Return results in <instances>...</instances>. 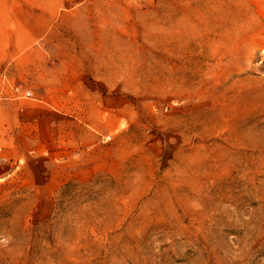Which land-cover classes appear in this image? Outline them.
Instances as JSON below:
<instances>
[{"label":"rangeland","instance_id":"1","mask_svg":"<svg viewBox=\"0 0 264 264\" xmlns=\"http://www.w3.org/2000/svg\"><path fill=\"white\" fill-rule=\"evenodd\" d=\"M254 1L91 7L109 15L94 26L119 66L98 134L107 157L93 177H57L46 152L38 164L3 144L0 264H264V4Z\"/></svg>","mask_w":264,"mask_h":264},{"label":"crops","instance_id":"2","mask_svg":"<svg viewBox=\"0 0 264 264\" xmlns=\"http://www.w3.org/2000/svg\"><path fill=\"white\" fill-rule=\"evenodd\" d=\"M110 4L0 0V148L32 151L38 164L46 152L57 177L97 173L107 157L98 134L110 128L109 71L119 66L106 31L94 26L109 15L91 7Z\"/></svg>","mask_w":264,"mask_h":264},{"label":"built area","instance_id":"3","mask_svg":"<svg viewBox=\"0 0 264 264\" xmlns=\"http://www.w3.org/2000/svg\"><path fill=\"white\" fill-rule=\"evenodd\" d=\"M24 95L27 96V97H31V93L28 90L24 92Z\"/></svg>","mask_w":264,"mask_h":264}]
</instances>
